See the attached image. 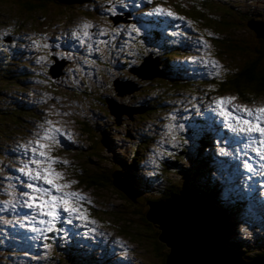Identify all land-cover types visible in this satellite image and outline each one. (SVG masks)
<instances>
[{
	"label": "rangeland",
	"instance_id": "1",
	"mask_svg": "<svg viewBox=\"0 0 264 264\" xmlns=\"http://www.w3.org/2000/svg\"><path fill=\"white\" fill-rule=\"evenodd\" d=\"M3 1L0 0V3H4ZM138 2L144 5L147 10H150L147 11L150 17L153 11H156V7L171 11L173 15L176 14L182 17V21L177 19L175 22L184 30H190L192 35L203 39L210 48H214V44L210 43L209 38L212 36L216 38L215 35L244 39L251 43L256 41L257 37H264V0H86L82 7L79 2L70 4L63 10L52 7L46 12L33 14L37 16L38 22H34L32 26H46L53 23V26L46 29V38L48 40H43L36 45L37 48H40L44 62L30 57L29 53L24 54L22 60H17L14 63L15 67L25 73V89L18 93L19 86L9 85L10 83L8 82L1 83L0 85L7 84L5 86L8 91H4L2 97H0V105L6 103L8 99L19 100L23 107L27 103L39 105L40 108L36 109L37 113L44 117L46 121L48 120V124L49 122L54 124L63 133L64 139L67 138L64 142H61L65 147L61 146V143L56 140L57 143L51 153L54 159L58 162H63V165L76 164L77 166L76 158L86 156L83 159L90 166L97 165L98 171H100V167L110 166L111 162L116 163L121 160H128L133 150L136 151L135 149H138L140 155L143 156V160L148 163L149 169L157 171L158 164L166 166L168 160L166 153H171L177 146H182L180 144L182 135L179 132L186 130L184 134L187 136V141L183 145L189 150L190 159L197 161L198 158L200 160V158L209 155L210 164L215 169V175L219 177L218 179L209 172L208 176L199 178L197 182L204 186L207 181L215 184L219 183L222 189L220 195L229 204L231 200H234V206L237 205V199L244 201V210L247 209V214L235 226V236L241 239V243L248 244V248L251 251L261 249L255 242L257 241L256 237L264 235V222L252 220L253 215L256 214L255 206L240 197L242 193L246 194L249 188L238 174V170H242L244 167L243 163L236 158L241 149L230 146L232 139L230 133L223 130L221 125V127L216 125L218 127V137L212 134L211 147L209 149L198 153L200 154L199 157L192 156L194 152L189 149L190 146H195L202 142L206 136L203 128L207 124L199 116H206L207 109L201 106L208 103V100L214 99L215 96H222L217 94L219 93L218 89L214 88L212 91H205L210 96L204 99L203 103H200L203 100L202 97L190 95L186 92H181L180 96L173 95L168 97L163 103L171 106L169 112L157 111L142 120H136L138 118L136 115L142 112L141 107L137 109L129 108L137 105V102H142L147 94L151 96L156 93L152 81L157 78L156 76H159V73H157L159 72L158 68L161 69L163 74L169 72L175 75H183L187 73L186 70L192 69V73L185 78L194 79L197 73L190 65L191 62L199 66L197 68H208L211 65L209 63L210 60L206 61L205 58L200 56V52L184 53L182 50L184 45L180 41H177L178 44L173 47L153 42L158 48H156L157 50H150V59L156 61V66L150 65L152 71L147 74L141 71L145 61L143 65L142 62L132 65L126 73L120 71L122 63L120 55L123 52H133L132 47L129 46L132 35L135 33L138 36V32L139 36L145 37L148 35V32L142 27V14H136L133 11V15L129 12L131 9L126 5L129 3L130 7L135 8ZM7 6L10 8H7ZM0 9L2 12H8L11 15L24 14L10 3H4L3 6H0ZM84 10H91V12L86 13ZM167 11L164 13L167 14ZM211 11L215 13H211ZM79 12L83 14H79ZM40 14L46 18H43ZM210 14L215 16V18L211 17ZM160 16L166 18L164 15ZM134 19H137L138 23L133 26L131 22ZM152 19L154 20V27L164 25L156 22L154 18ZM88 23L92 28H95V32L92 33L91 30H88V36H85L83 25ZM234 24L236 25L235 28L226 29L229 34L216 32L221 25L225 28L234 26ZM56 31H58L56 34L58 40L54 42L52 40ZM116 31L123 33H117ZM64 36H73V38L71 41H64ZM85 39L87 41L92 40L95 46L94 50L85 42ZM165 39L162 38V40ZM100 42L103 45L98 47ZM213 42L217 44L218 39H214ZM80 44L83 47V55L76 56L73 51ZM167 46L171 50H176V53L181 54L172 56V60L167 61L168 65L164 62ZM196 47L194 46V48ZM98 49L100 50L99 54L97 52ZM222 53L230 54L226 47L222 50ZM222 53H220L219 58H215L209 52L222 66L221 72L224 68ZM17 54H22V50L17 49ZM26 56H29V58H25ZM98 61L101 63L98 64ZM225 63L232 67L227 62ZM7 66L12 70V64ZM136 67H140L139 70ZM0 69V72L5 70L2 67ZM136 70H138V74L141 77H130V72H136ZM36 76L38 79L35 78ZM208 78L209 76L207 75L206 79ZM146 80H151V82L144 84L145 89H141L142 86L139 83ZM123 82H130L131 84ZM225 94L227 98H236L232 104L224 105L228 111H232L234 106H246L253 110L256 109L257 104L261 107L264 106V94L259 99L254 100L253 104L241 101L240 97L238 95L236 97L233 93ZM154 96L158 97L159 95ZM192 97H198L199 104ZM120 104L123 105L120 106ZM106 109L110 111L107 117L104 116L103 112ZM211 111L216 113L217 117L224 118L226 122H229L224 116L220 115L221 110L217 107V104ZM211 116L213 117L214 115ZM109 118L111 121H109ZM18 120L23 123L28 122L31 126L34 121L31 114H25L23 118ZM198 128L200 129L199 131H197ZM87 129L96 131L97 143H101L104 148L102 154L104 157L110 158L111 162L100 163L95 157H87L84 151L79 153L69 151L74 147L82 150L87 149L89 143V138L85 134ZM26 133L28 134V131ZM102 134H105L107 139H100V137H103ZM19 140L20 138L16 135L12 137L11 146L19 149L22 141ZM30 141L34 144L32 139ZM106 141L108 143L104 146L102 142ZM143 143L147 147L141 150ZM7 144L3 142V139L0 140V146H2L0 150L3 153H5L3 147H7ZM109 146H112V148L110 149ZM10 155L13 156L14 153ZM11 156L0 155V184L7 180L6 171L13 167ZM63 165L58 168V173L62 176V179L59 180L76 188H70L68 192L80 193L83 199L86 200L85 204H78L76 198H73V203L78 204L77 207H88L86 208L87 213L83 212L82 223L79 224V227L82 228L80 238L84 239L85 246L78 249L79 244L59 242L58 244L64 247L63 249L54 248V250H48V246H44V243L48 242H44L38 236L35 227H21V234H16L15 224L22 222L21 225L24 223L30 225L37 217L29 214L26 210L17 212L12 208L15 213L11 219L0 223V243H3L4 239H6L9 241L8 245L3 246L9 250V253L16 251L17 253H24V256L16 257L12 253L10 258L3 257L4 259L1 262L6 261L7 264H31V258L25 257L27 246L42 240V244L38 246V249L44 250V254L42 258H39L38 264H66V260L61 263L60 260L65 258L59 257L60 253H57L64 249L70 252L72 257L77 258L81 264H147L148 261L149 264H154V258L147 255L144 245L138 241L135 235L137 233L135 229L139 227L142 229L139 222L144 223V213L150 207L149 203H153L152 200L154 199L151 200L150 198L148 200L145 192H143V196L140 198L143 201L140 204H136L134 201H124L116 193L118 191L115 188L113 190L110 187L96 188L79 184L80 180L76 173L68 171L69 168H65ZM53 166H55V162H53ZM143 173L146 175L145 172ZM135 175L144 184L148 181L151 182L150 185L154 181L156 182V179L151 176L146 177L140 173ZM169 177L176 178L177 173L170 172ZM114 180L120 187H123L124 179L120 169L114 174ZM38 183L41 187L46 188L47 186L43 180H39ZM38 183H35V185H38ZM19 187H22V185L19 184ZM156 187H159L158 184ZM47 188L49 187L47 186ZM20 191L15 190L14 193L18 195ZM2 193L3 189L0 186V194ZM56 195H61V193L56 192ZM154 195L152 194L151 196ZM192 195L198 200L195 194ZM261 196L263 195L261 194ZM135 209L141 212V216L138 212L133 211ZM246 221L252 223L248 225V228L243 225ZM153 223L159 228L160 224ZM124 226H129L132 229L129 230L131 234L122 231ZM152 227L157 229L153 225ZM153 228L148 236L150 240L156 238ZM72 234L75 233H66L62 237L68 240ZM151 241L154 242L153 240ZM230 250L233 251L232 249ZM73 264L78 263L74 262Z\"/></svg>",
	"mask_w": 264,
	"mask_h": 264
},
{
	"label": "trees",
	"instance_id": "2",
	"mask_svg": "<svg viewBox=\"0 0 264 264\" xmlns=\"http://www.w3.org/2000/svg\"><path fill=\"white\" fill-rule=\"evenodd\" d=\"M85 1L86 0H4V3H10L12 6L15 5L17 9L21 10V12L24 14L11 15L8 14V12H2L0 9V68L2 67V69H5L4 71L0 72V84L8 82L10 83L9 85H17L19 86L18 93L25 89V73L19 71L20 69L18 70L14 65L17 60H22V56L27 53L25 50L20 48L21 42L25 41L24 38L33 43L35 56L44 62L40 53V48H37L36 45L40 44L43 40H48V38H46V29L53 26V23L46 26H32L34 22H38V19H36L37 16L33 14L46 12L52 7L63 10L66 9L68 5L76 4L77 2H79V5L82 7ZM4 3H0V6H3ZM126 5L131 9L129 12L132 14L133 11L136 14H142V27L146 30V32H148V35L145 37L139 36V32L138 36L135 33L132 35L129 46L132 47L133 52H123V54L120 55L122 57L120 71L126 73L127 70H129V67L134 64L142 62L143 65L145 59L150 58V50H157L156 48H158L153 42L162 43L163 45H170L173 47L178 44L177 41H180L184 45L182 46L184 53H192V51L200 52V56L205 58L206 61L210 60L209 63L211 64L208 68H197L199 66L194 65L195 63L191 62L190 65L197 73H193L195 74L194 79L185 78L189 76L190 73H192V69L186 70L187 73H184L183 75H175L169 72L167 74L166 72L163 74L161 69L157 67L160 74L159 76H156L157 78L152 81V83H154L153 87L156 89V93L154 95L159 96H150L147 94L142 102H137V105L129 107L135 109L140 107L142 108V112L136 115L138 117L136 120L145 119L146 117H149L150 114L157 111L169 112L171 106L166 103L165 105L163 102L168 97H172L173 95L180 96L181 92L202 97L203 100L200 103H203L204 99L210 96L206 94L205 91L209 92L214 88H217V91L219 92L217 94L222 96H215L214 99L208 100L207 102L215 103V101L227 97L225 93H233L236 95V97L238 95L241 101L248 104H253L255 102L254 100L259 99L264 94V37H257L256 41L251 43L244 39L224 36L221 37L220 35H215L216 38L213 36L211 37L212 42L214 39H218V43H212L211 38H209L210 43L215 45H213L214 48H210L209 45H206V42L203 39L192 35L190 30H183L176 26L172 21L166 22V18H162L159 15L150 17L149 15L144 14V12L147 10L144 5L138 4L135 8L130 7L129 3ZM7 8L10 7L7 6ZM84 11L86 13L91 12V10ZM211 13L215 12L211 11ZM79 14L83 13L79 12ZM40 15L43 18H46L42 14ZM171 17L177 18L180 21L183 20L182 17L176 14L172 15ZM211 17L215 18V16L212 15ZM152 18H154L156 22L163 23L164 25L154 27V20ZM136 23H138L137 19H134V21L131 22L133 26ZM235 27V24L234 26L225 28L221 25L218 30H216V32L219 34L224 32L229 34L228 30L226 29ZM91 28L92 27L88 28L87 30H91ZM117 33L123 32L119 31ZM162 38L166 39L162 40ZM85 42L90 45L92 50L95 49L92 40L87 41V39H85ZM102 45V42L98 43V47H101ZM194 46L197 47L194 48ZM167 47L166 54L164 55V57H166L164 60L166 65H168L167 61L172 60V56L181 55L180 53H176V50H171L169 46ZM225 47L226 50L230 52V54L222 53V50ZM207 48L209 49L207 50ZM17 49H21L22 54L18 55ZM78 51L80 55H83L82 44H80L73 53L77 55ZM97 52L99 54L100 50L98 49ZM209 52L214 55L215 58H219L220 53H222V58L224 59V68L222 72V66L209 54ZM86 56L91 57L90 55ZM25 58L28 57L26 56ZM225 62H227L229 65H232V67H229ZM100 63L101 62L98 61V64ZM8 64H12V70H10V68L7 66ZM139 68L140 67H136L138 70ZM211 68L212 71L210 75L209 71ZM138 70H136V72H130L129 76L141 77L138 74ZM207 75L209 76L208 79H206ZM35 78L38 79L37 76ZM150 82L151 80L141 81L139 83L142 86L141 89H145L144 84H148ZM5 85L7 84L0 85V97H2L4 91H8V88ZM192 98L193 100L197 101V104H199L197 100L198 97ZM121 105L123 104H120V106ZM38 108H40V106L36 105L35 103H27V105L23 107L22 103L17 99H8L6 100V103L0 105V140L3 139V142L8 143L7 147H3L5 153L0 150V155L9 157L11 156V153H14V155L11 156V163L13 164V167L6 171L7 180H4V182L0 184L1 189H3V193L0 194V223L11 219L14 213L12 210L13 207H15L17 210H20V208L24 205V198H26V195H24V198H22V195L27 191L28 187H26V185L31 182V179L22 173L20 169L24 168L25 165H28V167L33 170L37 168V165L31 163L32 158L30 157V154L32 152L30 151V148L37 146L35 143L36 140L43 136L46 129L49 127L55 128L54 124H48V120L46 121L44 117L37 113L36 109ZM103 112L104 116L107 117L110 111L106 109ZM25 114L32 115V118L34 119L32 126L28 122L23 123L18 120L23 118ZM109 121H111L110 118ZM199 122L201 121L199 120ZM199 130L200 129L198 128L197 131ZM26 131H28V134ZM203 131L206 133L204 140L195 146L189 147L190 150H193L194 155L192 156L194 157H199L200 154L198 153H202L204 150H207L211 147L212 134L218 137V127L210 131L203 129ZM184 132H179V134L182 135V138H180V144H182V146H177L173 152L166 153L168 158L166 166L158 164V167L156 168L157 171L153 169H147L144 171L146 175L142 174L141 172L142 168L140 165L145 163V161L143 160V156L138 152V149H135L136 151L133 150L132 154L126 161L121 160L115 163L111 162L110 158L104 157L102 154L104 148L101 146V143H97V135L94 129H87L85 132L89 138V143L86 150L74 147L69 151L75 153L84 151L85 154H87V157H95L100 163L111 162L110 166L100 167V171H98L99 169L97 165L90 166V164L83 159L86 156L83 158L75 157V161L78 162L77 166L76 164L63 165V162H58L55 160L51 153L54 149V145L57 143L56 140H58V143L64 142L65 140L63 139V133L58 131L55 133V141H41V143L47 144L48 147L40 150L45 151L47 156L51 157V160L45 161L43 167H47L48 164H51L55 174L58 173L59 166L63 165L65 168H69L68 171H74V173H76L80 180L79 184H85L88 185V187L93 186L96 188L110 187L113 190L115 188L118 191L116 193L120 198H122L124 201H134L136 204L142 203L143 200L140 198L143 196V192H145V196L148 200H150V198L151 200L154 199L152 200L153 202L159 200L167 201L168 198L170 199L174 195H182L184 192L195 194L196 198L201 202V204L205 206L208 211L211 212L212 217L215 218L219 223L222 242L225 246L238 253L244 262H251L256 258H264V235L256 237L257 241L255 243L256 245L260 246L261 249L255 251H251V249L248 248V244L245 245L243 242L241 243V239L235 236V226L240 223L242 217L247 214V209L244 210V201L242 199H238L237 205L233 207L231 204L226 202L224 197L220 195L222 189L219 183L215 184L211 181H207L204 186L197 182L199 178L208 176L209 172L212 176H217L215 175L214 167L212 164H210L209 155L200 158V160L198 158L197 161L190 159L189 150L183 145L187 141V136L184 134ZM15 135L20 138L19 141L22 140L21 144L19 145V149L11 146V139ZM102 135L103 137H100V139H107L105 134ZM30 139L34 141V144H32ZM107 143L108 141L102 142L104 146ZM61 146L65 147L63 143H61ZM146 147L147 145L143 143L141 150ZM0 148H2V146H0ZM109 148L111 149L112 146H109ZM53 162H55V166H53ZM118 169H120L123 175V187H120L114 180V174L118 172ZM170 172H176L177 177L170 178ZM136 173H140L146 177L151 176L156 179L157 183L154 181L153 184L150 185L151 182L148 181L146 184H144L135 175ZM217 178L219 179V177ZM55 182L60 184L66 183L61 182L59 179H57ZM19 184H21L22 187H19ZM157 184L159 187H156ZM122 189L124 190L122 191ZM15 190L21 191L18 193V195H16L14 194ZM10 191L12 192L10 193ZM152 194L155 195L151 196ZM240 197L246 202L255 206L256 214L253 215L252 220L264 222V205L262 202L256 197L249 196L244 193H242ZM81 203L85 204L86 200L78 201V204ZM86 208L88 207H80L83 212H86ZM149 209L150 207H148L147 211L144 213V219L146 221L144 220V223L139 222L142 229L140 227L135 229V231H137L135 235L138 241L144 245L147 255L154 258V264H166L167 257L171 251V246H168L165 241L159 239L162 229L160 228V230L155 223L147 219L146 215ZM133 211L138 212L136 209ZM138 214L141 216V212H138ZM246 222L243 225L244 227L248 228V225L252 223L248 221L246 224ZM152 225L157 229L153 228ZM151 227L155 231L156 238L151 239L154 242L148 238L149 234L151 233ZM129 230H132L129 226H124L122 229V231L125 233H130ZM58 236L59 234H57V232H52V230L48 231V243H46L48 250H54V248L63 249L64 247H61L58 244L59 242L79 244L78 249H80L81 244L83 243L75 236L70 237L68 240L66 238L59 239ZM8 242L9 241L4 239L3 243H0V264H7L6 261H1L4 259L3 257L10 258L12 253H14L16 257L24 256V253H17L16 251L9 253V250L3 246L8 245ZM57 253H60L59 257L65 258L64 260H60L59 258L61 263L65 262L66 260V264H73L74 262L81 264V262L78 261L77 258L72 257L71 253L67 252L66 249ZM43 254V251H39L31 245H28L27 254L25 257H30L32 260L31 264H35L39 262V258H42ZM50 258L53 259L52 256H50ZM147 264H149V261Z\"/></svg>",
	"mask_w": 264,
	"mask_h": 264
},
{
	"label": "water",
	"instance_id": "3",
	"mask_svg": "<svg viewBox=\"0 0 264 264\" xmlns=\"http://www.w3.org/2000/svg\"><path fill=\"white\" fill-rule=\"evenodd\" d=\"M149 206L147 219L160 224L159 239L171 246L166 264H264V258L244 262L224 248L217 220L192 194L184 192Z\"/></svg>",
	"mask_w": 264,
	"mask_h": 264
},
{
	"label": "snow or ice",
	"instance_id": "4",
	"mask_svg": "<svg viewBox=\"0 0 264 264\" xmlns=\"http://www.w3.org/2000/svg\"><path fill=\"white\" fill-rule=\"evenodd\" d=\"M158 12L164 13L167 10L161 8L157 10ZM168 15H173L171 11H167ZM90 24H84V35L88 36L87 29L90 28ZM135 30V29H134ZM235 97H229L225 99H221L217 102V107L220 108V115L224 116L229 121V127L233 129V131H238L241 133L248 134L249 137L253 133H257L260 139L258 141L259 144L264 145V108H257L255 110L247 108L246 106H234L232 111H228L224 105L232 104L235 100ZM174 119V117H173ZM235 121V125L231 122ZM51 124V122H49ZM59 129H55L53 127H49L45 130L44 134L40 139L36 140V145L38 147H34L32 152L34 153V158L31 159V163L37 165L35 170L25 165L24 168H21L20 171L27 175L31 180L39 181L43 180L45 184L50 185V188L40 187L38 185H34L32 183H28L26 187L31 189V194H25L29 196V200L26 202L28 207H35L41 215L51 217V220L45 221L41 220L42 224H51L53 221L59 218V209H63L64 212L72 215L79 211L76 207V204L73 203V198H76V201L83 199L80 193L76 192H64L62 195H54L52 189H55L56 192H62L63 189L70 187L69 184L58 185L56 184L57 179H62V176L59 173L54 174V170L51 168V164H48L47 167H43L46 160H51V157L47 156L45 151H41L40 149L47 148V144L41 143V141L52 140L55 141V133L58 132ZM253 142H256L253 139ZM257 154L264 159V152H262L259 148L256 149ZM39 155L43 159L35 158V154ZM39 201V203H37ZM45 208L47 210L45 211ZM47 231H51V228L46 229Z\"/></svg>",
	"mask_w": 264,
	"mask_h": 264
},
{
	"label": "bare ground",
	"instance_id": "5",
	"mask_svg": "<svg viewBox=\"0 0 264 264\" xmlns=\"http://www.w3.org/2000/svg\"><path fill=\"white\" fill-rule=\"evenodd\" d=\"M150 65L151 66H156V61H154V60H151L150 58H147L146 60H145V64L141 67V71H143V72H145V74H147V73H149V71H152L151 69H150ZM159 70V69H158ZM157 73H159L160 74V72H157ZM123 84V83H122ZM129 84H131V83H129ZM123 86V85H122ZM180 196V195H179ZM193 197H194V195H192ZM172 198V197H171ZM170 198V199H171ZM156 202V201H155ZM163 202H165V201H163ZM154 203V202H153ZM200 203V202H199ZM210 215H211V212L210 211H208L206 208H205V206L203 205V204H200ZM212 216V215H211ZM219 224V223H218ZM219 227H220V225H219ZM221 243H222V245H223V247L224 248H226V249H228V250H230V248H228L227 246H225L224 244H223V242H222V236H221ZM231 251V250H230Z\"/></svg>",
	"mask_w": 264,
	"mask_h": 264
}]
</instances>
